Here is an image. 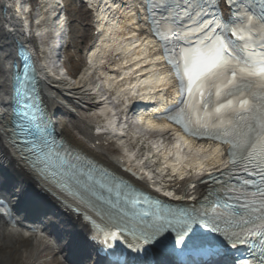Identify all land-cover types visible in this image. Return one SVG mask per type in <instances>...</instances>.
Returning a JSON list of instances; mask_svg holds the SVG:
<instances>
[{
  "label": "snow or ice",
  "instance_id": "1",
  "mask_svg": "<svg viewBox=\"0 0 264 264\" xmlns=\"http://www.w3.org/2000/svg\"><path fill=\"white\" fill-rule=\"evenodd\" d=\"M221 3L234 6L231 0H147L145 5L150 33L161 45L181 97L156 119L216 143L211 155L227 157L226 170L209 175L212 188L195 204L168 206L95 159L73 155L62 145L53 149L46 137H40L39 144L11 139L13 146L32 143L27 152L34 160L24 151L19 154L58 190L63 206L82 219L94 242H100L101 235L104 244L123 236L134 252L160 247L174 253L177 245L198 241L209 255L222 257L225 248L258 236L261 248L255 264H264V40L259 51L249 47L248 38L217 14ZM29 77L25 59L22 72L16 71L12 79L19 109L32 107ZM16 115L27 119L30 114L17 110ZM15 127L26 130L20 122ZM123 170L143 181L131 168ZM174 198L187 200L190 195L184 191ZM0 210L8 211L4 204ZM209 234L224 247L206 240ZM169 236L175 237L171 243Z\"/></svg>",
  "mask_w": 264,
  "mask_h": 264
},
{
  "label": "bare ground",
  "instance_id": "2",
  "mask_svg": "<svg viewBox=\"0 0 264 264\" xmlns=\"http://www.w3.org/2000/svg\"><path fill=\"white\" fill-rule=\"evenodd\" d=\"M19 1L0 0V9L2 7L4 9V18L0 17V177L6 175L13 180H9L10 182L6 183L7 188L1 190L7 192L12 203L20 207V214L15 215L16 227H6L0 222V264H9L12 259H20L28 264H79L84 260L83 257L87 256L86 250L90 249L81 238L85 228L79 220L61 217L58 214L48 219L44 218L38 226L39 229H45L41 237L27 233L28 226L35 225L36 222L21 225L23 216L36 217L41 211L40 207L45 204L38 198V194L48 197L54 204L57 201L51 196L53 193L51 189L39 181L6 142L2 126L5 120L2 104L7 88V70L14 53L9 43L16 39L22 44L33 38V35L41 36L42 30H35L38 20L41 21V27L43 23L49 22L51 28L46 27V32H58L59 28L55 29L49 18L55 7L53 0H43L38 4L39 15L33 22L25 18L28 15H24L22 10L26 7L21 8L18 5ZM137 1L82 2L88 3L87 8H93L94 12L83 8L77 10L75 14L76 29L75 35L72 36L77 40L76 42L72 40L74 43L70 55H64L65 63L62 66L63 71L67 72L64 80L68 83H64L60 78L55 80L46 74L44 70L46 66L49 64L53 67L51 60L40 62L39 53L33 49L32 53L37 58L42 98L48 113L56 121L54 127L57 135L70 147L95 159L100 165L116 171L139 189L153 192L162 199L167 200L171 195L175 197L187 191L190 198L180 201L188 203L198 198L202 192V187L198 185L201 181L198 174L202 170L214 171L224 166L226 161L224 156L219 154L212 156L211 149L214 148L212 145L194 146L184 141L180 135L173 134L175 140L168 145L167 133L164 134L165 128L145 125L142 119L135 116L133 121L138 125L139 132L137 138L146 137L150 140L148 143L150 151L141 156L139 149V153L129 149L130 145L124 142L126 137L122 136L125 132L114 125L113 118L116 117V112L121 119L122 109L134 103L135 96L141 99L153 94L147 98L159 103L160 110L176 101L175 96L164 98L158 95L167 87L169 80L167 75H164L165 71H162L160 62L152 58L155 46L143 35L142 24L145 20L143 5L137 7ZM141 1L143 2V0L139 2ZM127 5L134 6L135 10L131 9L126 13L124 7ZM13 11L17 13L15 21L7 15ZM16 20H23L19 32L16 29ZM56 23L59 26V22ZM46 51L47 49H44V52ZM47 52L52 58V51ZM80 64H83V69ZM147 98L145 101H148ZM90 112L97 114L102 123L90 120L87 117ZM99 132L102 134L99 135ZM106 142H109L108 144L115 142L117 146L106 147L108 146L104 145ZM113 149L119 153L113 154ZM224 149L226 147H221V151ZM158 156L161 160L159 162ZM148 157L153 161L143 167L145 165L143 160H147ZM118 165L132 167L136 176L143 177V181L134 178L131 180L120 171L121 167ZM166 167L170 172L165 171ZM56 194L61 196L58 192ZM42 212L49 213L47 210ZM51 221L55 223L52 230L51 225L49 226ZM47 229L51 231L47 232ZM89 258L90 262H97L93 257Z\"/></svg>",
  "mask_w": 264,
  "mask_h": 264
},
{
  "label": "rangeland",
  "instance_id": "3",
  "mask_svg": "<svg viewBox=\"0 0 264 264\" xmlns=\"http://www.w3.org/2000/svg\"><path fill=\"white\" fill-rule=\"evenodd\" d=\"M71 30H72V35L74 36L75 35V29L74 28H72L71 27ZM73 36H72V39H73ZM74 41H76L77 39H73ZM71 46H72V44H71ZM71 46L68 48V51H66V54H68V55H70V51H71ZM74 60V58L73 59H71V61H73ZM68 62H70V61H68ZM83 66V64L81 65L80 64V67H82ZM82 69H83V67H82ZM87 117L90 119V120H92V121H96V122H98V123H100V119L99 118H97V115L95 114V113H89L88 115H87ZM146 143H149V141H147ZM127 144L129 145H131V146H134L135 147V142H134V140H132V142H127ZM104 145L106 146L107 145V143H104ZM147 145L146 144H141V145H138V147H139V149H142V148H144V147H146ZM106 147H109V148H111L112 147V145H108V146H106ZM114 151H113V154H117V153H119V152H117L115 149H113ZM9 264H28V262H26V261H23V260H20V259H12V262L11 263H9Z\"/></svg>",
  "mask_w": 264,
  "mask_h": 264
},
{
  "label": "water",
  "instance_id": "4",
  "mask_svg": "<svg viewBox=\"0 0 264 264\" xmlns=\"http://www.w3.org/2000/svg\"><path fill=\"white\" fill-rule=\"evenodd\" d=\"M16 48H19V49H22V47L20 45H18L17 43H15V49ZM16 57H17V62L15 63V69H14V72L16 71H22L23 69V65L25 63V52L24 51H19V52H16Z\"/></svg>",
  "mask_w": 264,
  "mask_h": 264
}]
</instances>
